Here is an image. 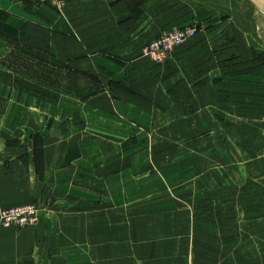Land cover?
Instances as JSON below:
<instances>
[{
    "label": "rangeland",
    "instance_id": "obj_1",
    "mask_svg": "<svg viewBox=\"0 0 264 264\" xmlns=\"http://www.w3.org/2000/svg\"><path fill=\"white\" fill-rule=\"evenodd\" d=\"M139 1L128 0L136 10ZM146 5L165 27L150 35L144 54L164 35L193 31L162 63L143 56L153 69L177 75L181 83L174 92L184 110H192L199 95V111L190 118L170 113L134 128L132 161L126 164L110 161L102 147L79 148L85 156L79 184L86 191L74 199L97 201L102 217L123 219L116 226L120 244L110 248L105 230L100 256L86 249L84 263L112 264L115 250L116 264H264V19L250 0H146ZM4 44L0 105L15 108L22 84L36 94L38 107L51 104L53 112L112 85L88 64L61 63L54 52L21 48L13 38ZM54 133L63 135L60 128ZM83 137L93 139L91 125ZM104 137L97 131V138ZM96 153L101 160L94 159ZM99 173L100 185L93 180ZM111 174L117 179L110 184ZM115 184L116 191H109ZM122 184L127 192L118 191ZM89 186L98 192H87ZM27 205L36 211L28 227L40 229L43 209L37 203L19 206Z\"/></svg>",
    "mask_w": 264,
    "mask_h": 264
},
{
    "label": "crops",
    "instance_id": "obj_2",
    "mask_svg": "<svg viewBox=\"0 0 264 264\" xmlns=\"http://www.w3.org/2000/svg\"><path fill=\"white\" fill-rule=\"evenodd\" d=\"M145 1L140 0L136 10L128 0H70L58 13L29 0H0V34L7 36L0 37V47L13 38L22 42L21 48L54 52L61 63L88 64L90 71L112 82L84 100L76 99V105H57L54 112L51 104L44 110L38 107L36 94L26 84L16 88L15 108L0 105V212L27 203L43 209L40 229L0 227V264H85L86 249L92 257L100 256L105 230L109 247L115 249L120 244L116 226L123 219L102 217L97 201L74 199L86 191L79 184L85 157L79 148L102 147L110 161L126 164L132 161L134 128L158 123L170 113L190 118L199 111V95L194 96L192 110H184L174 92L181 83L177 75L153 69L143 56L149 39L165 27ZM89 125L92 140L83 137ZM56 128L63 135H55ZM97 131L108 137L97 138ZM72 145L77 146L76 154L66 162ZM95 158L101 160L97 153ZM111 175L110 184L117 179ZM93 177L100 185V173ZM121 186L125 188L118 191L127 192L128 186ZM116 188L115 184L109 191ZM98 190L89 186L87 192ZM85 204L92 207L87 210ZM116 255L114 250L112 264Z\"/></svg>",
    "mask_w": 264,
    "mask_h": 264
},
{
    "label": "built area",
    "instance_id": "obj_3",
    "mask_svg": "<svg viewBox=\"0 0 264 264\" xmlns=\"http://www.w3.org/2000/svg\"><path fill=\"white\" fill-rule=\"evenodd\" d=\"M33 3H47L54 7L58 12H62L63 8L70 0H30ZM193 31L183 30L173 32L158 38L154 43L149 45L145 50V56L150 57L155 63L165 61L172 51L182 44ZM35 207L24 206L14 207L5 210L0 215V227L2 228H26L35 220Z\"/></svg>",
    "mask_w": 264,
    "mask_h": 264
},
{
    "label": "water",
    "instance_id": "obj_4",
    "mask_svg": "<svg viewBox=\"0 0 264 264\" xmlns=\"http://www.w3.org/2000/svg\"><path fill=\"white\" fill-rule=\"evenodd\" d=\"M264 14V0H250Z\"/></svg>",
    "mask_w": 264,
    "mask_h": 264
},
{
    "label": "bare ground",
    "instance_id": "obj_5",
    "mask_svg": "<svg viewBox=\"0 0 264 264\" xmlns=\"http://www.w3.org/2000/svg\"><path fill=\"white\" fill-rule=\"evenodd\" d=\"M256 13H257L259 16H261V17L264 16V14H263L262 12H260L258 9H256ZM263 19H264V17H263ZM27 206H34V207H35V205H27ZM21 207H24V206H21ZM16 208H17V207H16ZM10 209H12V208H10ZM5 210H9V209H5ZM5 210H2V211L0 212V215H1V213H2L3 211H5ZM16 229H23V228H16Z\"/></svg>",
    "mask_w": 264,
    "mask_h": 264
}]
</instances>
